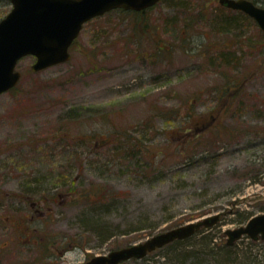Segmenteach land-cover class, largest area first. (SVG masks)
Instances as JSON below:
<instances>
[{
  "label": "rangeland",
  "instance_id": "obj_1",
  "mask_svg": "<svg viewBox=\"0 0 264 264\" xmlns=\"http://www.w3.org/2000/svg\"><path fill=\"white\" fill-rule=\"evenodd\" d=\"M70 52L40 71L22 58L0 95V264H74L218 212L120 264H264L263 239L225 234L264 212L256 21L219 0H161L91 19Z\"/></svg>",
  "mask_w": 264,
  "mask_h": 264
},
{
  "label": "water",
  "instance_id": "obj_2",
  "mask_svg": "<svg viewBox=\"0 0 264 264\" xmlns=\"http://www.w3.org/2000/svg\"><path fill=\"white\" fill-rule=\"evenodd\" d=\"M11 11L0 20V95L21 79L19 60L34 55L33 71L66 62L70 47L90 19L116 9L142 10L160 0H10ZM220 4L239 9L253 17L264 31V7L252 0H219ZM223 213L204 216L146 240L108 253L96 254L74 264H119L132 258L142 259L150 252L175 241L191 237L202 228L218 223ZM227 244L244 235L264 240V212L253 215L246 223L225 230Z\"/></svg>",
  "mask_w": 264,
  "mask_h": 264
},
{
  "label": "trees",
  "instance_id": "obj_3",
  "mask_svg": "<svg viewBox=\"0 0 264 264\" xmlns=\"http://www.w3.org/2000/svg\"><path fill=\"white\" fill-rule=\"evenodd\" d=\"M255 3H257V4H260V5H262V6H264V0H253ZM125 11V10H124ZM134 12V11H133ZM242 12V11H241ZM244 15H245V17H247V18H249L250 20H253L251 17H249L247 14H245L244 12H242ZM222 17V16H221ZM221 21L223 22L224 20H223V18H221ZM227 23H226V25H225V27H228L229 26V28H226L227 30H230V29H238L239 30V27H238V23H239V17H237V18H235V22L237 23V25L234 27L233 25H232V20L230 19V20H225ZM263 35H264V32H263ZM245 214H247V213H245ZM245 214H240L241 216H242V220L243 221H246V220H248L251 216H252V214H247V215H245ZM202 230H204V229H201L199 232H201ZM199 232H197L196 234H198ZM195 234V235H196ZM110 235H112V233L111 232H109L107 235H106V238L108 237V236H110ZM193 236H191V237H189V238H186V239H181V240H175L174 242H172V243H170V244H168V245H166V246H169V245H175V244H181V243H184V242H186V241H188V240H190L191 238H192ZM39 239V238H38ZM37 239V240H38ZM38 242H39V240H38ZM165 246V247H166ZM200 252V251H199ZM177 256H179L178 254H176ZM183 255H185V254H183ZM192 256H198L199 254H196V252H194V253H192L191 254ZM178 262H180V263H182L183 261L182 260H179Z\"/></svg>",
  "mask_w": 264,
  "mask_h": 264
},
{
  "label": "flooded vegetation",
  "instance_id": "obj_4",
  "mask_svg": "<svg viewBox=\"0 0 264 264\" xmlns=\"http://www.w3.org/2000/svg\"><path fill=\"white\" fill-rule=\"evenodd\" d=\"M2 1H9V0H0V2H2ZM9 3H10V1H9ZM10 5H11V3H10ZM10 9H11V8H10ZM227 89H228V90L233 89V85H230V84H229V85L227 86ZM237 90H238V89H237ZM38 216H39V215H38ZM32 218H34V215L31 216V219H32ZM234 243H235V242H234ZM234 243H233V244H234ZM233 244H231V245H233Z\"/></svg>",
  "mask_w": 264,
  "mask_h": 264
}]
</instances>
